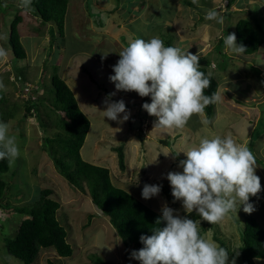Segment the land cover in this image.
<instances>
[{"label":"rangeland","instance_id":"374dc122","mask_svg":"<svg viewBox=\"0 0 264 264\" xmlns=\"http://www.w3.org/2000/svg\"><path fill=\"white\" fill-rule=\"evenodd\" d=\"M148 1L152 3L146 5L143 10L138 13L139 17H137L139 20L130 19V11L134 10L133 5H143ZM174 1H176V3ZM190 1L193 4L192 6H187L184 0H67L65 33L63 37L58 35L54 25L43 24L37 16L33 17L30 11H25L26 13H21L23 22L20 27L17 25V32L21 36L20 41L25 50L26 57L25 59L17 60L14 59L10 51L8 37L10 24L14 16L18 13V9L12 6L13 0H0V50L5 54L2 58L0 56V83L5 82L3 85H0V117L3 118L5 110H10L13 106L17 108L13 118L8 121L0 120V122H5L10 125V134L17 137L20 149V156L13 163H9V169L6 173L0 175V179L7 184L2 207L3 214L7 215H3L0 219V264H24L20 260L8 255L5 243L8 239L14 238L19 223L25 218V215L20 214L18 210L21 208H31L35 204L34 202L37 201L39 192L43 189H50L52 191L50 198L57 201L60 206L57 210L56 218L62 227L65 228L67 242L72 248V255L68 258H61L58 257L52 249H41L39 255L32 264H97L96 259H101L113 264H140V261L136 259L127 260L123 257L122 243H120L114 229L110 226L108 221L100 216L92 205L86 194V187L83 185L82 191L69 184L58 174L52 164L49 154L45 151L44 139L47 137L53 138L58 133L54 128H50V125L59 117V115L51 109V100L55 91L51 86L50 79L56 68L58 70L59 66L64 65L62 59L63 52L66 54L68 51L69 53L74 50L79 51L82 46H86L93 54H76L74 56L76 61H74L73 66L71 69L70 66L67 68L69 73L75 69L73 74H80L82 78L88 75L90 71L89 68L91 66L86 64L87 61L94 62L95 56L100 55L106 60L114 58L116 61L113 62V64L115 65L119 58L118 54L125 46L137 38H144L148 34L150 38L156 36L166 40L173 47H180L174 32L167 28V26L171 25L169 22H172V24L176 22L178 25H189L187 31L184 32L188 40L192 38L195 40L198 37L202 38L198 33H201L205 28L202 27L201 31L196 28V26H198L197 24L193 25L191 19L187 20L185 17L177 18L178 15L175 12L177 5L182 7V10L187 16L192 12L191 17L195 19L198 18V12H194L195 15H193V11L191 10L194 8L198 10V7L201 8L200 15L205 11L203 14L204 17H207L209 11H216L218 15L223 18V23H218L215 20H205L204 18L202 20L206 21L203 22V24L210 30V32L206 33V36L203 37L206 38L207 41L210 40L208 42L210 45L209 47H205L201 52H193V50L187 46L188 44L183 48L184 50H188L189 53L200 57V67L208 65L209 67H206L208 73L218 79H221L226 73L232 74L234 70H236V72H242L240 77H242L243 72H247L249 77L252 73L254 78H256L258 69L257 58L259 53L262 52V49L249 55H245L242 52H233L228 48L227 50L230 55L217 54L213 56L214 52L210 51L212 47H217L221 52L225 51L222 50L224 46L221 45H225L224 39L228 34H234V32H232L233 30H231L234 23H237L240 19L249 17L247 14L249 11L246 9V4H244L246 0H235L238 2L244 1L242 4L232 2L234 0ZM227 3H229L228 7H226ZM263 8L264 5L258 3L254 8L255 13H253L261 20L260 24L262 25L264 24ZM151 9H153V12H151ZM7 13L9 14L8 16ZM146 18L148 20H146ZM127 19L129 20L126 21ZM36 21L40 24L39 27H37L39 31L34 29ZM193 22L195 23L196 20ZM173 25H175V23ZM226 25L231 28L227 29ZM52 32L53 38L50 41L49 39ZM218 34L223 35L220 36V38H222L221 45H216L218 44ZM187 35H189V37ZM180 48L182 49V47ZM50 53L52 55L48 57ZM58 53H60L61 56L57 59ZM56 59L57 64L55 63ZM217 63L220 68L218 67L216 71ZM94 68L97 74L96 76H99L100 73L103 72L98 65ZM224 69L225 73L222 72ZM83 71L85 73H82ZM105 72H109V70ZM112 75H114L113 67L111 68V76ZM96 82L97 84L95 83V85H97V88L99 87L100 90L103 89L104 91L102 101H105L104 99H108L110 94H113L110 96V102L123 100L126 109L130 110V113L133 111L135 114L143 111L144 115L148 114L143 110L142 104L150 103V97H144L147 98V101L141 102V100H136L139 99L137 93L125 92L122 90L118 91L115 88L114 82L111 81V84H109L106 78H104V80L98 79ZM254 82L255 86L258 87L262 81L257 79L254 80ZM27 84L38 85L40 88L39 95L37 96L40 98L37 104L41 103V105H39L40 109H38V113L40 114L39 117L36 116L34 118L31 117V115L25 116L24 114L26 110L24 103L26 104L30 100V98L22 94V90ZM241 85L242 87H247V84H240V87ZM236 87L237 86L233 85L231 89L238 92L239 89ZM249 87L248 89H251V84ZM105 91H107V96L105 95ZM112 96L116 98V100H112ZM2 98L4 100H2ZM128 99L133 100L134 103L139 105H132L134 104L132 103V106H129L127 102ZM98 100L99 98H97V101ZM33 101L32 99V102ZM96 105L98 111L103 113L106 107L105 103L99 100ZM261 109L264 110V104H262ZM141 118H143L142 115H140L138 120L136 119V126L141 124ZM148 120L150 121L148 125L150 127L152 124L150 115L148 116ZM40 123H42L44 131L40 128ZM148 128L144 136L147 135ZM100 129L101 128L97 129L95 127L92 133L94 132L95 134ZM187 131L197 138L201 136L196 129H187ZM102 133L104 134V132ZM229 134L230 133H228V135ZM204 135L208 138L214 137L213 135ZM252 136L254 137L252 139L253 141L247 142L246 146L251 150L254 156L260 157L255 174L260 178L261 191L257 196L253 198L250 197L249 203L253 204L255 208V211L250 215L254 217L257 223L264 229V138L260 139L261 136H264V127L258 125ZM233 138L236 139L235 137ZM116 139L117 141L109 142L108 144L100 141L99 145L102 147V144H106L108 149L120 143L122 145L123 141L119 140V135H117ZM241 142L242 137H239L238 143ZM83 144V155L85 156L88 155L90 149L89 144L86 143L85 140ZM192 147H194L193 144L186 145L185 151H188ZM105 151L110 152L111 150ZM180 156L182 160L186 159V156L182 154H180ZM96 162H98L97 166H101L99 165L102 164L101 162ZM107 164L111 167L110 160L107 161ZM114 164H118L115 155ZM102 165H104V163ZM146 180L147 179H142L137 176L131 180V183L136 185L135 188H140V184L143 185L146 183ZM154 197L162 207L166 205L173 210H175V208L184 210L181 201L169 203L161 193ZM242 213L243 206L241 205L237 210V214L233 212L221 222L210 224L211 226L206 228L208 233L202 234V236L214 241V238H217L218 241L215 242L218 245L222 244L220 246L229 253V260H234L235 264L238 262L241 247L240 235L243 227L241 222ZM189 219L197 220L194 214ZM199 220L200 227L206 223V221L202 219Z\"/></svg>","mask_w":264,"mask_h":264},{"label":"clouds","instance_id":"9594fccd","mask_svg":"<svg viewBox=\"0 0 264 264\" xmlns=\"http://www.w3.org/2000/svg\"><path fill=\"white\" fill-rule=\"evenodd\" d=\"M31 2L21 0V7L29 9ZM206 18L223 23L216 11H209ZM224 43L233 52L245 50L236 43L234 34H228ZM3 55L0 50V56ZM118 55L114 75L109 79L118 91L150 97L151 102L142 104V108L157 118V127L183 129L194 115H202L209 104L222 99L215 93L205 95V89L211 86V74L200 70L198 55L165 46L159 37L137 38ZM110 96L104 101V117L117 123L129 120L124 101L110 102ZM148 114L142 115L136 129L143 136L144 121H148L146 131L150 124ZM203 123L209 121L205 119ZM10 132V125L0 122V160L7 159L11 164L20 156V149L17 137ZM180 152L186 156L178 165L182 172H169L166 179L174 201L182 202L185 213L195 211L203 221L216 224L233 212L237 214L241 205L247 214L255 211L249 200L261 191V183L255 174L256 158L245 144L238 143L230 134L203 137L188 151L174 155ZM169 153L172 152L165 156ZM160 191V185L145 184L141 196L147 200ZM174 211L166 205L162 208V215L155 221L159 227L151 235H141L143 247L132 253L134 259L140 264H235L229 260L226 249L201 235L200 220L174 215Z\"/></svg>","mask_w":264,"mask_h":264},{"label":"trees","instance_id":"16d2710c","mask_svg":"<svg viewBox=\"0 0 264 264\" xmlns=\"http://www.w3.org/2000/svg\"><path fill=\"white\" fill-rule=\"evenodd\" d=\"M184 3L188 6L193 5L190 0H184ZM228 6L229 3L226 7ZM66 8L67 0H32L29 10L43 24L54 25L58 35L63 37ZM22 20L19 13L14 16L8 37L10 51L14 59L17 60L26 57L17 32V25ZM235 36L236 43L245 48L243 54L249 55L257 52L264 45V25L260 24L259 19L251 14V17L237 21ZM52 38L53 32L50 41ZM166 45L171 46L168 42ZM206 67H200V70L207 75L209 73ZM218 67L220 68L217 63L216 68L218 69ZM57 72L56 68L50 79L51 86L55 91L51 100V109L59 117L50 125V128H54L58 133L53 138L44 139L45 151L49 154L58 174L69 184L82 191L83 185L86 187V194L92 205L100 216L108 221L120 243H122L123 257L127 260L134 259L132 253L143 247L140 242L141 235H151V231L159 227L155 221L161 215L123 189L114 186L111 183L107 168L90 164L81 159L80 149L88 132L89 122L79 110L71 90ZM210 80L211 86L205 89V95L208 96L216 94L218 90V83L214 76L211 75ZM2 100L4 99L2 98ZM39 105L41 103L28 101L25 104V116L39 117ZM213 109L214 103L205 108L204 114L207 120L211 118ZM16 110L17 108L14 106L10 110H5V114L3 118L0 117V120L8 121L13 118ZM261 120L260 125L264 127V115ZM39 126L44 131L42 123ZM114 152L117 156L118 168L123 171L125 169L123 147L115 148ZM8 169V160H0V175L6 173ZM6 190L7 184L0 179V208L3 207ZM160 193L168 202H175L168 185L162 186ZM51 194L50 189H43L39 192L38 199L31 208L18 210L20 214L25 215V218L19 223L14 238L8 239L5 243L8 255L24 264H32L41 249H52L61 258H68L72 255V248L67 242L65 228L56 218L60 206L57 201L50 198ZM193 214L197 218V213H192L190 217ZM241 222L243 227L240 235L241 247L237 264H254L255 259L264 260V229L254 217L244 211ZM160 226H164L163 222ZM210 226L209 223H206L205 226L202 225L201 235ZM214 239L216 242L218 241L217 238ZM96 262L97 264H113L101 259H96Z\"/></svg>","mask_w":264,"mask_h":264},{"label":"crops","instance_id":"0c3cea01","mask_svg":"<svg viewBox=\"0 0 264 264\" xmlns=\"http://www.w3.org/2000/svg\"><path fill=\"white\" fill-rule=\"evenodd\" d=\"M174 2L176 3V1ZM232 2L236 4L244 3V1L238 2L235 0ZM151 3H152L151 1H148L145 2L143 5H139V4L136 6L133 5L134 10L130 11L131 12L130 19L139 20L138 13L142 11L146 5H149ZM258 3H262L264 5V0L245 1L244 4H246V9L249 11L247 13L248 16L251 17V14L253 16H256V14L253 13H255L254 8ZM12 6L18 9V13L20 15L21 13H26L30 11L24 7H21V0H13ZM198 8H199L198 10H196V8L191 10L193 11V15H195L194 12L195 13L198 12L197 19L191 17L192 12L187 16L186 13L182 10V7H180L179 5H177L175 12L178 15L177 18L185 17L187 18V20L191 19L193 25L194 24L198 25L196 26L197 29L202 31V27L205 28L201 33L200 32L198 33L199 36H201L202 38L198 37L195 40L194 38L188 40L187 37H185L186 35L184 34V32L187 31L189 25H183V24L178 25L176 22H173V24L175 23V25H173L172 22H169L171 23V25L167 26V28L171 29L174 32L176 39L178 40L179 46L182 47L183 49L188 44L187 46H189L193 50V52H201L205 47L210 46L208 43L210 40L207 41L206 38H203L206 36V33L210 32L208 27H205V25L203 24V22H206L205 20H207V18L204 17L203 15L205 11L202 12V15H200L199 13L201 8L200 7ZM151 12H153V9H151ZM8 15L9 14L7 13V16ZM27 15L29 16L28 13ZM203 18L205 19L204 21H202ZM128 20L129 19H127L126 21ZM146 20L148 19L146 18ZM194 20H196L195 23L193 22ZM259 21L261 22L260 19ZM22 22L18 24L19 27L20 25H22ZM39 25L40 24H38V22L36 21L34 25L35 26L34 29L39 31L37 28L39 27ZM235 25L236 22L234 23L231 29L233 30L232 32H234V34H235ZM226 28L230 29L231 27L226 25ZM219 34L217 35L219 38L217 42L218 44L216 45L219 44L221 45L222 38H220V36L223 35H219ZM187 36L189 37V35ZM19 37L21 39L20 34ZM143 39L145 40L150 39V35L149 34L146 35ZM163 41L165 43V46H167L166 45L167 41L166 40ZM221 46H224L223 48L222 47L221 48L222 50L225 51L221 52V50H218L217 47L215 48L210 47L211 48L210 51L214 52L213 56H216L217 54L230 55L228 53L227 47L225 45H221ZM259 49H262V52L259 53L257 58L258 66L257 64L256 66L258 67V69H257L256 78H254V75L252 73L249 77L248 76L249 74H247V72L246 73L243 72L242 77H240V74L242 72L241 71L236 72V70H234L232 74H227V73L224 74V76L221 79L215 77L218 83V90L216 94L221 96L222 99L219 102L214 103L213 116H211L212 118L208 120L209 121L208 124L203 123V121L207 119L205 114L203 113L202 115H194L188 121L187 125L183 129H164L157 127L155 125L157 118L151 116L152 124L148 128V133L146 136H143L140 133H135L137 127L139 126V125L136 126V119L138 120L140 115L144 114L143 111H140L139 113H135V114L132 111L130 113L129 120L123 123H117L115 121L108 120L106 117H104V113H100L98 111V107L96 103L99 100L101 102H104L102 101L103 99L102 95L104 94V91L103 89L100 90L99 87L97 88V85H95V83L97 84L96 80L98 79L104 80V78H106L109 84H111V80L109 79L111 76V68L114 66L113 62H115L116 60L114 58L106 60L103 56L100 55L95 56L94 62L93 61L86 62V64L91 67L89 68L90 71L88 75H85L84 78H82L80 74L79 75H77V73L73 74V71L75 69H73V71L69 73L67 71V68L68 66H70L71 69V67L73 66L74 61H76V59L74 58L76 54L83 53L84 55H87V54H93V52L87 49L86 46H82V48L79 49V51L74 50L70 53L68 51L66 54L65 52H63L62 59L64 65L61 66L58 65L59 69L57 73L59 74L60 78L65 82V84L68 86V88L71 90L79 110L87 118L89 122V129L87 132L88 135L86 134L85 142L89 144L90 152H88V155L84 156L83 146H82L80 149V155L82 156V159L93 165H97L98 162L96 161H99L102 164L104 163V165L102 164L99 165H101V167L103 166L108 169L111 183L114 186L123 189L124 191H126L127 193L131 194L133 197L138 199L140 202H142L144 205H146L147 207L149 206L150 209H152L159 215H162L163 207L160 205V203L157 202L156 198L152 197L146 200L142 198L141 192L145 184L160 185L161 187L166 184L168 185V187L171 188L169 181L166 179V176L169 172H182V168L178 167V165L179 162L182 160L180 154L184 155L183 152H180L178 155H174L175 153L179 151H185L186 145L188 144H193L194 146H196L199 143V140L205 137L204 134L224 137L227 136L228 133H230L232 134V137L236 138L237 142H239V137H242L241 143L245 145H247V142L253 141L252 139L254 137L252 136V134L254 130H256V127L260 125V122L262 121L261 119L264 115V110L261 109L262 104H264V45L261 46ZM51 55L52 54L50 53L48 57H51ZM60 56L61 54L58 53L57 59ZM2 57L3 56H1V58ZM57 59L55 60L56 64H57ZM207 64L211 65L210 63ZM96 65H98V67L103 71L102 73H100L99 76H96L97 74L94 68ZM207 67L209 66L207 65ZM108 70L109 72H105ZM222 72L225 73V69ZM82 73L85 72L83 71ZM257 79L262 81L260 86L258 87L255 86V82H254V80ZM4 83L5 82L0 83V85H3ZM240 84H247V87H242V85L240 87ZM250 84L252 87L251 89H248L250 88L249 87ZM233 85L237 86L236 88L239 89L238 92H235L233 91V89H231ZM106 93L107 91H105V95ZM97 98H99L98 101ZM112 100H116V98H113L112 96ZM136 100L138 101L141 100V102L146 101L144 97L142 98L140 96L139 99ZM127 102L129 106L139 105L137 103H134V101L131 99H128ZM95 127L97 129L98 128L101 129L94 134V132L92 133V131H94ZM187 129H193V130L196 129L198 133L201 134V136L197 138L192 133L188 132ZM102 132H104V134ZM117 135H119V140L123 141L122 145L121 143L117 144V146H113V148L111 149L110 148L108 149L106 147V144H102V147L99 145L100 141L107 144L109 142L117 141L116 139ZM262 138H264V136L260 137V139ZM119 146L123 147L124 165H125V169L123 171H121L118 168V164L117 165L114 164V155L115 158H117L114 149ZM105 150H111V151L107 152ZM170 151L173 154L169 153L167 156H165ZM255 158H256V163L258 164V162L260 161V157L255 156ZM108 160H110L111 167H109V165L107 164ZM137 176L142 179H147L146 183H144L143 185L140 184V188H135L136 185L134 183L133 184L131 183V180H133ZM175 210L176 211H174V215H180L181 217L187 216V218L192 213H196L195 211H193L192 213H185V211L180 210V208H175ZM199 219L200 217L197 215V220ZM205 224L203 225L205 226ZM205 233L207 234L208 232L206 231ZM254 263L264 264V260L255 259Z\"/></svg>","mask_w":264,"mask_h":264},{"label":"built area","instance_id":"2783aa9c","mask_svg":"<svg viewBox=\"0 0 264 264\" xmlns=\"http://www.w3.org/2000/svg\"><path fill=\"white\" fill-rule=\"evenodd\" d=\"M39 86L38 85H31V84H27L23 90H22V94L26 95L27 98H30V100H34L33 102L36 103L38 101V95H39ZM36 98V99H35ZM29 100V101H30ZM148 121L145 120L144 121V124L142 125V128H141V133L145 134L146 133V127H147V123ZM4 216H6L5 214H3V211L0 209V218H2Z\"/></svg>","mask_w":264,"mask_h":264}]
</instances>
